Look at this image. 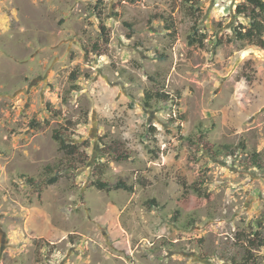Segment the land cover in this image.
Here are the masks:
<instances>
[{
    "label": "rangeland",
    "instance_id": "1",
    "mask_svg": "<svg viewBox=\"0 0 264 264\" xmlns=\"http://www.w3.org/2000/svg\"><path fill=\"white\" fill-rule=\"evenodd\" d=\"M243 1L195 20L181 0H0V264H234L264 238V50L227 42Z\"/></svg>",
    "mask_w": 264,
    "mask_h": 264
},
{
    "label": "trees",
    "instance_id": "2",
    "mask_svg": "<svg viewBox=\"0 0 264 264\" xmlns=\"http://www.w3.org/2000/svg\"><path fill=\"white\" fill-rule=\"evenodd\" d=\"M187 5L188 13L195 20H198L202 15L201 0H181ZM236 14L238 16H243L247 20V25L240 24L237 28L234 29V38H229L227 42L238 41L244 44L245 46H250L255 49L264 50V0H244L236 7ZM101 30L106 31V28L101 25ZM204 40L206 41V36H199L197 29L189 37V45H204ZM219 45L223 44L222 40L219 38L217 40ZM73 79H76V73L71 74ZM156 101H165L169 100L167 95L164 94H150L146 93L144 105L146 108H151V102ZM54 139L59 144V150L65 155L72 157L77 155L79 148L76 145H71L66 142V140L58 135L54 136ZM206 145V142L203 141V146ZM209 153L212 155H217L214 148H207ZM219 156V154H218ZM252 163L254 167H260L258 163V156L255 154L252 157ZM50 166L46 167V171H51ZM58 177L54 176L49 180V185L57 183ZM93 186L100 191L111 192L112 190H125L128 192H133V187L128 185L123 180H119L113 185H109L102 181H95ZM152 205H155V201L150 202ZM242 240L246 241L245 244V255L240 262L234 260V264H257L256 258L253 254V250L260 249L264 246V238L262 237L261 232L255 231L252 236L243 237Z\"/></svg>",
    "mask_w": 264,
    "mask_h": 264
}]
</instances>
